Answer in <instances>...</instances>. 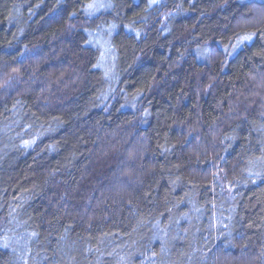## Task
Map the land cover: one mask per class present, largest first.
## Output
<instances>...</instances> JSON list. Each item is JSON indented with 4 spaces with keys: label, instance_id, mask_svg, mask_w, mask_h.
Returning a JSON list of instances; mask_svg holds the SVG:
<instances>
[{
    "label": "trees",
    "instance_id": "1",
    "mask_svg": "<svg viewBox=\"0 0 264 264\" xmlns=\"http://www.w3.org/2000/svg\"><path fill=\"white\" fill-rule=\"evenodd\" d=\"M98 1L0 0V264H264V0Z\"/></svg>",
    "mask_w": 264,
    "mask_h": 264
},
{
    "label": "rangeland",
    "instance_id": "2",
    "mask_svg": "<svg viewBox=\"0 0 264 264\" xmlns=\"http://www.w3.org/2000/svg\"><path fill=\"white\" fill-rule=\"evenodd\" d=\"M107 6H108V5H105V2H103V0H99V1H98V8H96L98 11H96V12H100V11L106 9ZM104 46L106 47L107 44L105 43Z\"/></svg>",
    "mask_w": 264,
    "mask_h": 264
}]
</instances>
